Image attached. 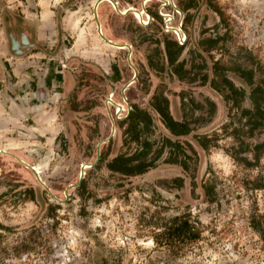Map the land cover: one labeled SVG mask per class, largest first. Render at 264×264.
I'll return each instance as SVG.
<instances>
[{
    "label": "rangeland",
    "instance_id": "rangeland-1",
    "mask_svg": "<svg viewBox=\"0 0 264 264\" xmlns=\"http://www.w3.org/2000/svg\"><path fill=\"white\" fill-rule=\"evenodd\" d=\"M94 1L0 0V52L10 53L6 25L13 24L16 31L27 32L36 46L53 53L63 78L74 82L69 93L49 92L58 104L48 100L40 105L37 99L26 97L25 102L36 108L34 112L51 116L44 126L52 128V133L59 131L54 140L52 133L35 140L31 136L34 129L17 132L6 128L7 119L0 118V264H264V245L249 225L252 214L264 215V156L257 165L246 167L224 150L231 137L219 135L216 147L203 150L189 134L179 138L195 151L188 171L164 162L165 152L154 167L137 175L111 173L105 167L115 152L132 149L121 145L122 126L113 118L116 107L106 101L119 103L118 116L125 114L120 85L105 81L102 67L107 62L116 61L127 80L132 67L136 68V78L123 90L129 104L146 106L157 87L167 97L172 116L180 119L179 94L201 103L204 97L211 99L213 114L195 123L192 134L220 132L227 110L221 97L199 78L188 81L171 74L162 39L174 36L162 31L159 20L144 26L132 12L120 15L107 0L98 3L96 18L103 35L129 43L128 62L125 47L115 49L99 38ZM152 1L157 0L145 1L144 6H151ZM115 2L123 11L139 9L141 0ZM190 4L182 29L186 43L178 57L185 59V67L202 35L222 33L217 48L202 53L206 64L211 56L227 64L264 65V0H191ZM40 54L23 64L41 71V61L48 53ZM149 57L156 67L149 66ZM228 75L246 88L233 74ZM29 78L32 75L16 78L8 74L4 81L13 86L15 80L23 83ZM6 90L12 97L26 94L19 85ZM11 107L9 102L4 106L5 117ZM15 113L25 116V112ZM191 114L200 115L201 110L193 109ZM153 117L151 137L159 139L167 130ZM109 118L114 123L111 134ZM26 119L24 123H31ZM100 152L103 158L96 164ZM83 162L91 164L80 176ZM258 182L262 187L252 188ZM202 184L212 188L209 196ZM174 216L187 218L198 237L169 239L165 227Z\"/></svg>",
    "mask_w": 264,
    "mask_h": 264
},
{
    "label": "trees",
    "instance_id": "trees-1",
    "mask_svg": "<svg viewBox=\"0 0 264 264\" xmlns=\"http://www.w3.org/2000/svg\"><path fill=\"white\" fill-rule=\"evenodd\" d=\"M189 5L187 4L186 7ZM223 37L224 33L215 36L202 35L196 42L195 51L190 52L188 67H185L184 58L178 59L186 42L179 44L175 39L167 37L162 39L171 74L178 79L186 78L188 81H194L197 77L201 84H206L221 97L227 110V120L220 124V132L192 134L195 123L206 121L213 114L215 104L211 99L204 97L201 103L191 96L184 98L182 93L179 94L182 116L176 119L169 111L167 97L161 89L155 87L146 106L130 103L125 118L117 121V125L122 126L121 145L132 149L115 152L106 160L105 167L108 171L124 176L143 173L154 167L163 152H165L164 162L177 164L184 171H188L190 161L195 159V151L187 140H179V138L189 134L203 150L210 146L216 147L219 135L229 136L231 144L224 150L234 161L246 167L258 164L259 158L264 156V135L263 138H259L264 134V65L259 62H248L243 65L236 61L227 64L219 59H212L211 56H208L210 64H206L202 53L208 54L212 49L217 48V43L222 41ZM194 55L199 58V62H194ZM150 59L147 58L149 66L156 67ZM228 73L237 77L246 88L236 85ZM244 101L246 105L243 104ZM193 109L201 110V114L192 116ZM153 114L167 130V135L159 139L151 137L154 128ZM102 158L103 154L100 152L96 164ZM174 180L180 181L178 178ZM81 185L82 180L78 186ZM201 187L209 196L212 188L208 184H202ZM260 187L262 184L259 182L252 186V188ZM24 190L32 191L31 188ZM249 225L264 245V215L252 214ZM165 230L169 239L193 240L198 237V232L191 222L187 218L178 216L171 218Z\"/></svg>",
    "mask_w": 264,
    "mask_h": 264
},
{
    "label": "crops",
    "instance_id": "crops-1",
    "mask_svg": "<svg viewBox=\"0 0 264 264\" xmlns=\"http://www.w3.org/2000/svg\"><path fill=\"white\" fill-rule=\"evenodd\" d=\"M125 44H127L130 48L129 43H125ZM35 46L36 44L32 43L31 47L26 48L24 51L20 53L19 52L15 53V51H12L11 47H9L10 53L8 54V56H5V53L0 52V89L3 90V92L0 91V107L2 106L1 107L2 117L0 118L7 119L6 120L7 122H5L6 128H10V127L15 128L17 132L20 131L18 129H21V128L22 129H28V128L34 129L35 132L31 131V136L32 138L34 137L35 140H37L36 138L38 136L43 135V133H52L51 132L52 130L50 131V129L52 128H48L47 126H44L45 125L44 120L49 121L50 119L49 117L51 116L49 115L45 116L42 113L34 112V110L32 109H36V108H33L32 105L30 106L31 102L30 101L25 102V100L27 99L26 97H28L27 95H30L29 97H33L34 99H37L36 103H39L40 105L43 103H48V100L53 102L56 100L55 98H53L54 96L50 95V93H52L53 95L59 92L63 93L65 91H67L66 93H69V90L71 91L73 89L74 82L66 78H63V74H61V70L58 69L59 65L56 64L55 58H54L55 56H53L54 55L53 53L50 55L49 50H47L45 47L36 46L35 48ZM114 46H118V45H114ZM115 49H123V48H115ZM162 50H163V43H162ZM38 53H41L40 57H44L45 53L46 54L48 53L47 58L46 59L44 58V60L41 61L42 69L39 72H37L36 69L32 70L31 68H29L27 66L28 64H25V65L23 64V61L28 63L29 58H32L33 60V57H35ZM107 63H108L107 66L105 65L104 67H102L103 74L105 76V81L116 87L117 85H120L118 86L120 88L124 84V82L127 81L126 78L128 76L126 78L123 77L122 71L119 68L118 63L116 61L112 63L110 62H107ZM8 74L16 78L26 77L27 75H32V78L27 79L23 83L20 82L22 80L19 81L17 79L15 80L12 86L11 83H9L8 85L5 84L4 80L6 79V75ZM37 74L39 75L37 76ZM16 82L19 84H16ZM17 85H19V89L24 88L25 90L24 92L26 93L25 96L13 95L12 97L11 96L12 94L8 95V92L6 89H12V87L15 89ZM33 85L35 86L34 90L32 89V87H34ZM29 87L31 88L28 89ZM7 102L13 105V107H11V112L7 115V117H5L4 116V112H5L4 106L6 105ZM15 110L18 111L19 113L25 112V116L24 115L21 116V114L19 116V114L15 113ZM24 118L25 119L27 118L25 121L29 119L31 123H26V122L24 123L23 122ZM58 132H59L58 130L56 131L54 130V132L52 133L53 140L55 139L56 135H58ZM32 141H34V139Z\"/></svg>",
    "mask_w": 264,
    "mask_h": 264
},
{
    "label": "flooded vegetation",
    "instance_id": "flooded-vegetation-1",
    "mask_svg": "<svg viewBox=\"0 0 264 264\" xmlns=\"http://www.w3.org/2000/svg\"><path fill=\"white\" fill-rule=\"evenodd\" d=\"M145 1H150V0H145ZM145 1H144V3H145ZM190 2H191V0H183V2H181L180 0H166V2H162L160 0H157V1H152L151 6L148 4V7L144 6V4H143L144 12L141 10L140 5H139V9L128 7L125 10L134 9L136 11H139L141 13L142 19L147 22V24H145L144 26H150L152 21L159 20L161 23L162 31L164 33L168 31V33H170L174 36V38L171 37V39H175L178 42V37L170 29V27L176 28L180 33V37L184 38L182 33H181L180 28L185 30L184 24H185V21L187 18V10L191 6ZM116 4H117V2H116ZM187 4H190L189 7H186ZM125 10H123L122 12H124ZM134 10H133L132 14H134L136 20L138 21L139 14H138V12H136ZM177 10H179L180 12H178ZM146 12L149 13V15H150L149 21H147V18L145 15ZM158 12H161L164 15H168L169 17L160 16L158 14ZM164 22L166 25V30H164ZM178 22L180 25L179 28L177 26ZM99 25H100V23H99ZM100 30H101V27H100ZM6 33H7L8 37L11 36V38H13L14 40L17 41V43H18L17 50L19 53L24 51L26 48H29L32 46V41L30 39V35L27 32H25L24 30H20V29L18 30V28L16 31V28L13 26V24L8 23L6 25ZM101 34L103 35L102 30H101ZM98 36H99V34H98ZM103 36L109 42L102 39L101 36H99V38L102 39L103 42L108 44L109 46H111L113 48H124V44H125L124 42H116V41H113V40L107 38L105 35H103ZM185 38H184V40H185ZM182 43H179V44H182ZM9 44H11L10 40H9ZM114 45H118V46H114ZM12 51H14V49H12ZM131 72H132V70H131ZM131 76H132V73H131L130 77L128 78V81L131 78ZM130 82H132V80H130ZM80 166H82L83 168H87L89 166V162H83L80 164Z\"/></svg>",
    "mask_w": 264,
    "mask_h": 264
},
{
    "label": "water",
    "instance_id": "water-1",
    "mask_svg": "<svg viewBox=\"0 0 264 264\" xmlns=\"http://www.w3.org/2000/svg\"><path fill=\"white\" fill-rule=\"evenodd\" d=\"M99 1H101V0H95L94 5H93V16H94V22H95L96 32H97V34H99V36H101L102 39H104V40H106L107 42H109V41H108L107 39H105V37L101 34L100 29H99V23H98V20H97V18H96V11H95V9H96V6H97V4H98ZM107 1L110 2V4L112 5L113 9H114L118 14H120V15H124V14H126V13H128V12H132V13H133V10H134V9H127V10H125L124 12L120 11V10L117 8V4H116L115 0H107ZM144 1H145V0H141V2H140V7H141V10H142L143 12H144V10H143V9H144V8H143ZM161 1H162V2H166V0H161ZM134 11H136V10H134ZM177 11L180 12L179 10H177ZM136 12H138V14H139L138 21H139L141 24H144V25L147 24V22L144 21V20L142 19V17H141V13H140L139 11H136ZM158 14H159L160 16L169 17L168 15H164V14H162L161 12H158ZM145 15H146L147 21H149V20H150V15H149L147 12L145 13ZM177 26H178V28L180 27L179 22L177 23ZM164 27H166L165 22H164ZM170 29H171V30L176 34V36L178 37V42H179V43H182L183 40H184V38L186 37V36H185V32L180 28L181 33H182V35H183V37H184V38H181V37H180V33H179V31H178L176 28H174V27H170ZM10 43H11V48L14 49L15 53H18V50H17L18 43H17V41L10 37ZM124 47L127 49V56H126V58H127V60H128L130 49H129V46H128L127 44H124ZM128 62H129V60H128ZM129 64H130V63H129ZM132 70H133V73H132V76H131V78L129 79V81L127 80L126 82H124V84H123V85L120 87V89H119V90H120L121 98L123 99V101H124V103H125V109H126L125 114L122 115V116H118V114L120 113L121 105H120L119 103H117V102H114V101L110 100V99H106V101L110 102L112 105H114V106L116 107V111L114 112V115H113V118H114L115 120L123 119V118L127 115V113H128V110H129V103L125 100V96H124V94H123V90H124V88L129 84L130 80L133 81V79H134L135 76H136V71H135V69H134L133 67H132ZM109 120H110V124H111V127H110V134H111V133L113 132V129H114V123H113V120H112L111 118H109ZM97 155H98V152H96V157H97ZM90 164H91V163H89V165H90ZM82 169H83V167L80 166V173H79L80 176L82 175Z\"/></svg>",
    "mask_w": 264,
    "mask_h": 264
},
{
    "label": "bare ground",
    "instance_id": "bare-ground-1",
    "mask_svg": "<svg viewBox=\"0 0 264 264\" xmlns=\"http://www.w3.org/2000/svg\"><path fill=\"white\" fill-rule=\"evenodd\" d=\"M99 2H100V1H99ZM99 2H98V3H99ZM97 5H98V4H97ZM96 7H97V6H96ZM98 23H99V22H98ZM99 29H100V25H99ZM100 32H101V30H100Z\"/></svg>",
    "mask_w": 264,
    "mask_h": 264
}]
</instances>
